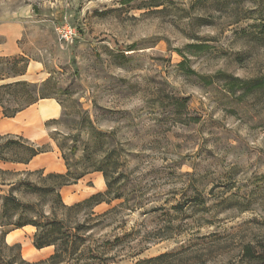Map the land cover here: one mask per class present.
<instances>
[{"label": "rangeland", "instance_id": "obj_1", "mask_svg": "<svg viewBox=\"0 0 264 264\" xmlns=\"http://www.w3.org/2000/svg\"><path fill=\"white\" fill-rule=\"evenodd\" d=\"M195 1L0 0V24L23 28L16 56L42 65L49 80L43 93L60 102L57 119H66H1L0 134L49 145L27 169L60 174L64 163L49 132L61 140L68 129L76 134L69 125L90 119L105 136L90 152L119 192L138 203L103 232L133 233L110 264L181 249L194 258L189 264H264V0H208L187 15L173 8L189 10ZM158 4L168 10L157 13ZM63 25L75 29L72 43L59 41ZM87 139L82 133L78 158ZM102 180L92 173L62 188L63 202L104 193ZM161 228L167 240L157 239ZM33 233L11 230L5 242L18 244L26 261L45 260L52 248L34 249ZM23 247L35 251L23 256ZM246 247L258 261L247 259Z\"/></svg>", "mask_w": 264, "mask_h": 264}, {"label": "trees", "instance_id": "obj_2", "mask_svg": "<svg viewBox=\"0 0 264 264\" xmlns=\"http://www.w3.org/2000/svg\"><path fill=\"white\" fill-rule=\"evenodd\" d=\"M208 0H196L189 8L179 9L187 15L197 6H206ZM161 8L157 13H165L168 8ZM203 19L200 20V22ZM190 49L200 50L201 45H189ZM28 61L23 57H0V110L3 118L13 119L17 114L35 105L40 100L53 99L43 93L42 87L48 83H30L20 78L25 75ZM56 101V100H55ZM61 108L60 102L56 101ZM61 117V115H60ZM79 127L75 124L76 134L71 129L59 140L55 132H49V140L55 145L64 163L65 172L46 173L44 169L29 170L27 167L39 155L49 152V145L39 147L28 139L18 135L0 134V164L22 166L23 170L0 169V228L18 230L26 227L34 229L32 246L36 250L52 248V254L45 260L29 262L22 258L18 244L8 245L5 237L11 231H0V264H110L114 263L116 248L129 242L133 233L121 236H107L103 232L109 221L119 212L135 210L138 203L132 202L119 192L117 180L108 179L107 173L98 166L90 145L97 143L105 136L92 128L90 119H83ZM66 119H54L47 123L58 125ZM88 136L83 146L82 155L78 158V144L81 134ZM92 173H101L106 191L97 193L88 199L66 205L60 195L64 187L77 184L78 181ZM114 201H122L117 206L97 214L95 207ZM160 240L169 237L164 228ZM159 234V233H158ZM158 236V235H157ZM245 256L249 261L256 262L259 256L245 248ZM194 258L189 257L188 249L164 253L144 259L134 264H189Z\"/></svg>", "mask_w": 264, "mask_h": 264}, {"label": "crops", "instance_id": "obj_3", "mask_svg": "<svg viewBox=\"0 0 264 264\" xmlns=\"http://www.w3.org/2000/svg\"><path fill=\"white\" fill-rule=\"evenodd\" d=\"M23 28L21 24L18 23H2L0 24V37L3 41L0 43V56L1 57H11L21 54L18 48V42L22 37ZM21 80L30 82V83H41L47 80V75L43 74L42 65L39 62H30L27 71L24 76L20 78ZM44 106L48 109L51 115L43 117L40 115V108ZM30 110H33L30 112ZM61 115V108L57 104V102L53 99H44L37 102L35 105L29 107L28 109L22 111L21 113L17 114L13 119H6L2 117L1 110H0V120L1 121H14L16 118L20 117L19 120L28 119L30 117H39L42 118L44 121H50L59 118ZM18 120V119H17ZM44 155V154H42ZM41 156V155H39ZM37 156V157H39ZM36 157V158H37ZM35 158V159H36ZM32 163V162H31ZM30 163V164H31ZM103 182V180H102ZM34 230L31 227H26ZM10 238L12 240L13 236L7 235L6 242L8 243L7 239Z\"/></svg>", "mask_w": 264, "mask_h": 264}, {"label": "built area", "instance_id": "obj_4", "mask_svg": "<svg viewBox=\"0 0 264 264\" xmlns=\"http://www.w3.org/2000/svg\"><path fill=\"white\" fill-rule=\"evenodd\" d=\"M58 39L60 42L67 44L72 43L76 36L75 29L69 25H63L56 29Z\"/></svg>", "mask_w": 264, "mask_h": 264}, {"label": "bare ground", "instance_id": "obj_5", "mask_svg": "<svg viewBox=\"0 0 264 264\" xmlns=\"http://www.w3.org/2000/svg\"><path fill=\"white\" fill-rule=\"evenodd\" d=\"M40 115H42L43 117H46V116H48V115H51V113L48 111V109H47L46 107L42 106V107L40 108ZM7 241L9 242V241H10V238H8ZM28 247H29V246H28ZM33 251H35V250H33V249H31V248H25V247H23V249H22V254H23V256H24V255H25V256H30V255L33 254Z\"/></svg>", "mask_w": 264, "mask_h": 264}]
</instances>
